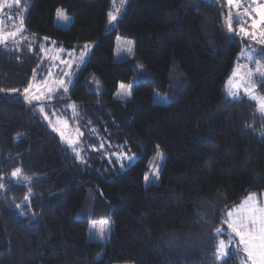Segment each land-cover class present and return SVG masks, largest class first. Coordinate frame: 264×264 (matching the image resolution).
<instances>
[{"label": "trees", "instance_id": "trees-1", "mask_svg": "<svg viewBox=\"0 0 264 264\" xmlns=\"http://www.w3.org/2000/svg\"><path fill=\"white\" fill-rule=\"evenodd\" d=\"M124 3L113 25V0H21L11 9L15 23L23 19L14 39L25 44H0V264H241L235 251L217 257L216 229L246 196L264 192V120L256 103L226 91L244 44L228 31L221 0ZM57 9L71 18L67 28L56 24ZM118 38L134 42L131 60L114 59ZM45 39L90 46L63 99L97 129L88 145L103 136L137 156L123 170L95 149L79 162L36 113L39 103L19 93ZM89 73L99 94L84 82ZM123 83L131 95L116 99ZM257 91L264 95L261 80ZM157 150L160 183L145 187ZM90 189L92 204L77 217ZM106 218L103 246L86 234L91 220Z\"/></svg>", "mask_w": 264, "mask_h": 264}, {"label": "rangeland", "instance_id": "rangeland-1", "mask_svg": "<svg viewBox=\"0 0 264 264\" xmlns=\"http://www.w3.org/2000/svg\"><path fill=\"white\" fill-rule=\"evenodd\" d=\"M250 1L252 3V0ZM221 4L227 13V16H228L229 11H231L233 17H238L232 20L233 31H231V33L233 34V36L238 37L241 40V42L244 44L243 50L246 52L251 51L253 55V61H249L246 56L244 57L240 56V60L238 64L246 65L248 68L253 69V70L256 68V64L254 63L255 60H259L261 64H264V54H258V55L256 54V52L258 53V51H261L264 53V44L260 43L261 37L259 33H257L256 39H252L251 36H246L243 32H240L239 30L240 28L238 27L241 24V26H244L246 30L257 31L251 28L252 20L248 19L249 17L243 16L244 11L241 8L229 9V6L227 5L226 0L225 1L221 0ZM116 6L120 7V0H116ZM252 6L255 7V5H252ZM11 9L12 8L5 7L2 11H0V20L3 21V23L0 24V29H2L4 32H14L21 26V23L14 22V17L16 15H14V12H12ZM14 9H15V6H14ZM122 10H123V7H121L120 9V13ZM112 12H115L114 7L112 9ZM120 13L117 15V19ZM9 17H11V19H9ZM68 18L70 20L69 22L57 16L56 24L60 27L67 28L71 22V18L70 17ZM5 21H8V23H5ZM115 21H112L110 25H113ZM21 32L22 31H20V33ZM17 36L20 37V35H16L15 37ZM14 38H9L8 41L10 43L17 44L19 47L25 44L24 41L17 40ZM45 40L46 41H44V43L43 42L41 43V46H40L41 50L39 54L41 53L42 56H40L38 60L36 69H33V72H35V74H34V77L32 76L31 78V84L34 86L31 89V91L36 95H41V92L43 93L41 95V99L39 100L34 99L31 101V103H39L35 107L36 113L41 117V119L47 125V127L51 131H53L55 134L58 135L61 142L65 146L70 148V150L76 156L79 162H81L80 160H83L84 154L88 153L92 149H95L96 151H102L101 153L106 158L117 159L120 169L123 170L127 165L135 162L137 160V156L127 155L126 152L123 151V149L115 148L114 145L112 143H109L107 139H104L103 136L102 137L96 136V138L100 139V141L102 142V145H95V146L88 145V142H90V138L93 140L94 134L97 133V129L93 128L91 124L84 123L81 119V116L79 114L80 112L77 109V106L73 108L72 106L74 104L72 103L66 104L67 102L66 99H63L67 97V93L69 91V88L71 87L72 82L75 79V76L77 75L79 69L83 65L85 59L90 54V51H91L90 46L87 45L88 46L87 49L85 48V46H83L82 48H79V49L65 50L62 48H57L56 45H53V44L48 45L47 43L50 42L51 40L49 39H45ZM129 42L131 43L129 44ZM26 43L28 42L26 41ZM82 53H85V54L83 55V58L81 59ZM133 56H134V42L132 40L118 38L116 41V46H115L114 59L117 62H125L127 60H131ZM251 79L256 85L255 87L256 93L260 95L257 91V80H261L262 79L261 76L254 75ZM60 80H63L65 82L67 91H65L64 88L59 86V84L57 83ZM45 81L47 82V87H51L53 89L51 93L47 92L46 88L43 87ZM84 82L87 88L91 92L95 94H99L102 91L103 86L101 82L99 81V79L94 74L89 73L88 75H86ZM37 85L41 86V92H36L35 86ZM123 85L127 86L129 89L132 87V85H128L124 83ZM123 91L124 90H122L119 86V89L115 95V98L125 100L130 97L129 95H124ZM226 91L229 97L237 98V97H233L229 95L228 84H226ZM233 91H235V89H233ZM19 93L21 94L22 98L27 103H29V101L25 99L26 94L24 90H22ZM158 95H159L158 93H155L154 95L155 100H159ZM49 96L51 98H48ZM242 96L249 99L248 96L244 93L243 89L241 88L238 91V98ZM249 100L256 103V101L252 99H249ZM160 101L162 102L164 100L162 99ZM41 107L44 108L43 113L40 111ZM257 112L261 116V118L264 120V114L259 112L258 108H257ZM45 115L49 117L48 120L44 118ZM55 129H60L61 131H63L64 138L61 137L60 131H57ZM68 138H71L72 140H74L75 144L70 145L68 143ZM106 146H110V148L109 147L107 148ZM73 147L76 148L75 152L72 150ZM110 149H112L113 151ZM116 149L121 150V151H116ZM164 160H165L164 153L160 150H157L156 153L151 158L150 162L148 163V169L145 172V176H144L145 187H149L151 185H158L160 183L159 173L163 166ZM252 195H256L259 202L261 204H264V192L261 194H252ZM92 197H93V190L90 189L88 191L87 200L85 201L81 210L77 213V217H81V218L84 217L82 214L85 213L86 208H88V206L92 204ZM236 207H234L230 211H234ZM111 230H112V224L109 219L106 218V219H101V220H91L89 222L86 235L89 240L97 241L104 246L106 242L108 241V239L110 238ZM221 231L222 232L220 234H223V236L221 237L222 238L221 240H224L226 243L229 240V236L232 237V243L228 246V249H227L228 254L231 253L232 251H235L239 256V260L241 263L244 257V253L242 251V246L238 244L239 238L236 237L234 233H232V230L228 228L227 224L225 223H224L223 230ZM102 253L103 251L101 252V254Z\"/></svg>", "mask_w": 264, "mask_h": 264}, {"label": "snow or ice", "instance_id": "snow-or-ice-1", "mask_svg": "<svg viewBox=\"0 0 264 264\" xmlns=\"http://www.w3.org/2000/svg\"><path fill=\"white\" fill-rule=\"evenodd\" d=\"M125 0H120V7L116 6V0H113V7L115 12H109V22L115 21L117 19V15L120 13L121 7H123ZM229 9L231 8H241L243 7L241 0H226ZM21 5V0H0V11H2L5 7L13 8L14 6ZM252 5L255 7L248 6L244 7L243 16L249 17L252 20L251 28L255 29L259 32L261 37L260 43L264 44V0H252ZM254 14V15H253ZM57 16L64 20H67L68 17L64 13L62 9H57ZM238 18L233 17L231 11L228 13V17L225 21L228 27V31H233L232 28V20ZM11 19V17H9ZM3 21L0 20V24ZM23 19L21 18V27L18 28L14 32H4L0 29V44H6L9 38H14L22 28ZM240 32H243L246 36H251L252 39H256L257 31L246 30L244 26L240 27ZM131 42H129L130 44ZM87 45L85 48L87 49ZM130 50V49H129ZM81 54V59L83 55ZM241 57L246 56L249 61H253V55L251 51L241 50ZM256 68L250 69L246 65H237V67L233 70L232 76L229 78L227 84L229 89V95L238 98V91L242 88L244 93L248 96L249 99L256 101L258 111L264 114V95H258L255 91V83L252 81V77L254 75L261 76V83H264V64H261L259 60H255ZM70 75V74H68ZM59 86L63 87L65 91H67V87L63 80L57 82ZM34 86L29 84L27 88L24 89L25 99L31 103L32 100L41 99V86L37 85L36 92H41V95L34 94L31 89ZM46 88L47 92L51 93L52 88L47 87V82H44L43 85ZM120 88L123 91L124 95H131L130 89L121 84ZM235 89V91H233ZM12 91H17L13 89ZM48 98H51L50 96ZM75 108V105L72 106ZM40 111L43 113L44 108L41 107ZM46 120L49 119L47 115L44 117ZM66 124V122H65ZM60 131L61 137L64 138V132L60 129H55ZM68 143L70 145H74L75 141L71 138H68ZM72 150L75 152L76 148L73 147ZM20 168H16L12 173V177H19L21 173ZM28 179V178H26ZM3 185L0 184V188ZM27 199V197H26ZM19 207V205L17 206ZM227 224L228 228L232 230V233L238 237V244L242 246V251L244 253V257L242 259L241 264H264V204H261L256 195H248L246 198L235 208L234 211H229L227 213V219L224 221ZM216 232L219 234L221 232L220 228L216 229ZM232 243V237L229 236V240L226 243L224 240H220L218 242L216 248V254L218 258H223L228 254L227 249L228 246Z\"/></svg>", "mask_w": 264, "mask_h": 264}, {"label": "built area", "instance_id": "built-area-1", "mask_svg": "<svg viewBox=\"0 0 264 264\" xmlns=\"http://www.w3.org/2000/svg\"><path fill=\"white\" fill-rule=\"evenodd\" d=\"M241 2H242V5H243V11H244V7H248V6H252V3H251V1L250 0H241ZM253 7V6H252Z\"/></svg>", "mask_w": 264, "mask_h": 264}, {"label": "crops", "instance_id": "crops-1", "mask_svg": "<svg viewBox=\"0 0 264 264\" xmlns=\"http://www.w3.org/2000/svg\"><path fill=\"white\" fill-rule=\"evenodd\" d=\"M234 8V7H233ZM248 19H250V18H248ZM251 20V19H250ZM239 28L241 27V24L238 26ZM257 33H259L258 31H257Z\"/></svg>", "mask_w": 264, "mask_h": 264}]
</instances>
